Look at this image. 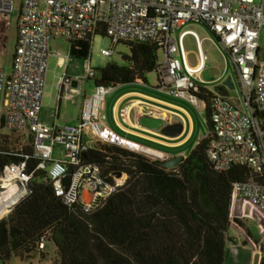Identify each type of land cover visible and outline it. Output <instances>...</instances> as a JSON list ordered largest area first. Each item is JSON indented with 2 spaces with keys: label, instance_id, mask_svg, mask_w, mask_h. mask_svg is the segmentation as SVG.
Masks as SVG:
<instances>
[{
  "label": "built area",
  "instance_id": "2783aa9c",
  "mask_svg": "<svg viewBox=\"0 0 264 264\" xmlns=\"http://www.w3.org/2000/svg\"><path fill=\"white\" fill-rule=\"evenodd\" d=\"M12 11L13 0H0V57L5 54ZM190 23L206 26L230 56L244 106L238 107L218 95L209 100L200 97L202 90H208L195 82L194 76L202 71L207 55L198 40L201 65L190 67L184 59L183 36L178 42L173 36L177 29ZM17 25L12 70L6 74L0 67V128L31 137L32 159L38 164L30 172L29 156L0 149L1 155L21 158L0 168V221L30 195L35 171L44 172V181L51 183L65 206L81 204L85 213L102 206L124 186L122 177L109 184L98 165L82 162L81 154L89 149L82 144L84 135L94 143L114 145L152 160H166L163 154L127 141L107 127L103 104L111 86L96 84L84 100L79 123L57 127L41 121L51 43L56 39L93 42L103 32L112 43L110 50L102 51L105 57H111L121 42L158 43L163 55L156 73L160 85L205 116L209 111L207 157L213 169L226 172L233 167H246L253 176L251 180L233 183L229 218L232 227H237L238 222L250 224L244 230L246 240L252 254L262 256L264 0H22ZM178 53L183 60L178 59ZM96 78L88 61L86 79ZM62 85L63 80L58 84L59 90ZM253 97L260 113L257 117L251 106ZM252 224L257 234L252 232ZM40 248L44 249V242ZM249 264H254L253 260Z\"/></svg>",
  "mask_w": 264,
  "mask_h": 264
},
{
  "label": "trees",
  "instance_id": "16d2710c",
  "mask_svg": "<svg viewBox=\"0 0 264 264\" xmlns=\"http://www.w3.org/2000/svg\"><path fill=\"white\" fill-rule=\"evenodd\" d=\"M68 43L71 57L89 59L91 39ZM122 43L129 48L125 64H107L95 84H128L157 73L162 52L158 43ZM200 97L209 100L213 94L202 90ZM251 106L259 116L254 97ZM13 134L1 136L8 139ZM29 142L17 151L0 149L29 156L33 172L38 162L32 159L31 137ZM208 144L205 137L175 169L113 145L88 149L81 154L82 162L98 165L109 184L127 175L124 186L91 213L81 204L65 206L51 183L44 181V172L35 171L30 195L0 221V263L32 259L42 252L44 242L56 250L57 264H226L232 185L253 176L246 167L215 171L207 157ZM19 160L0 154V168ZM134 182L138 186L133 194L128 187Z\"/></svg>",
  "mask_w": 264,
  "mask_h": 264
},
{
  "label": "crops",
  "instance_id": "0c3cea01",
  "mask_svg": "<svg viewBox=\"0 0 264 264\" xmlns=\"http://www.w3.org/2000/svg\"><path fill=\"white\" fill-rule=\"evenodd\" d=\"M196 24L198 23L187 24L176 30H180L178 35H176V31L173 34L177 42L183 36L184 59L193 68L201 65L198 40L202 51L206 55L207 53L203 48V39L199 37L196 31L182 29ZM187 37H192L196 42L197 49L193 54L186 50L185 39ZM56 41H60L62 45H59V49L54 52L53 44ZM63 44H66L65 50L62 49ZM219 52L224 58L223 70L216 65L208 66L209 57L207 55V61H205L202 71L194 76V80L211 94L218 95L232 104L242 107L244 106L242 96L236 97L232 94L235 90V82L229 73L230 65L233 67L240 85L237 70L221 45ZM54 54L57 55L56 61H50ZM177 57L183 60L180 53ZM89 62L91 64V61ZM87 63L88 61H81V59L70 56L67 41L56 39L51 43V55L48 61L43 94V106L50 105L51 114L48 118H42L41 114L43 123L57 127L63 124L79 123L84 100L94 91L96 86L95 84L94 87L90 88L89 80L86 79ZM210 70L215 72V77L206 79L205 74ZM227 79L232 80L233 89L224 86ZM61 80H63V85L59 90L58 84ZM103 114L109 129L127 141L163 154L165 161L175 157H183L182 161L185 160L208 133L205 113H200L188 101L173 97L166 88L160 85L156 73L153 77L149 74L145 75L144 80L136 79L132 83L111 86L103 104ZM145 117L161 121L163 125L158 128L143 125L142 119ZM82 144L89 149L98 146L88 135L83 136ZM122 179L126 182L127 175L123 174ZM248 225V222H238L237 227L244 230L247 229ZM230 229L233 230L234 234L231 236L228 233L227 263L247 264L253 260L255 264V257L259 256L257 264H264V253H262L263 257L259 253L254 255L251 253L250 256L248 248L239 243L235 228L231 226ZM248 259H250L249 262Z\"/></svg>",
  "mask_w": 264,
  "mask_h": 264
},
{
  "label": "rangeland",
  "instance_id": "374dc122",
  "mask_svg": "<svg viewBox=\"0 0 264 264\" xmlns=\"http://www.w3.org/2000/svg\"><path fill=\"white\" fill-rule=\"evenodd\" d=\"M21 2L22 0H13V11H12L9 27L6 33V42L4 45L5 54L0 57V67L4 70L6 74H9L12 70L13 57L15 53L17 35H18V30H17L18 25L17 24H18V19L20 15ZM185 29H191V30L196 31L199 37L203 39V43H202L203 48L209 57L208 66L216 65L221 70H223L224 58L221 56L219 52L220 44L218 40L216 39V37L213 35V33L206 26L202 24L191 25V26L185 27L182 30H185ZM179 33H180V30L176 31V35H178ZM56 45H57V48H56ZM59 45H62L60 41L54 42L53 44L54 52L55 50L59 49ZM65 47H66V44H63L62 49L65 50ZM185 47L188 52L193 54V52L197 49L195 40L192 37H187L185 39ZM111 48H112V43L108 37H104L99 34H97L94 37V40L91 46L90 57H89V60L88 59L87 60L91 61V67L92 69L96 71L97 77H98L99 70L105 68L107 64L109 63H116L119 65L125 64V61L123 60V56L129 54L128 46L121 42L115 46L114 53L112 54L111 57H105L102 55L103 50H110ZM191 58H193V55H191ZM56 59H57V55L54 54V56L51 57L50 61H56ZM162 59H163V55L161 52L159 53V60L161 61ZM87 60L81 59V61H87ZM229 73L231 74L235 82L234 84L235 90L232 92V94L235 95L236 97L240 95L242 96L241 89H240L241 87L237 81L236 75L234 73V69L231 65H230ZM149 75L153 77L154 73H150ZM214 77H215L214 71L210 70L209 72L205 74L206 79H210ZM88 83L90 84V88L94 87L95 79L89 80ZM50 107H51L50 105L43 106L42 118L43 117L48 118L50 116L51 114ZM8 133H9L8 129L0 128V148L6 147L10 149L9 151L11 150L17 151V150H21L24 146L30 145L29 137L26 134H13L8 139H4V137L1 136V135H6ZM104 145H107V144H104ZM120 149H123V148H120ZM123 150H126V149H123ZM133 153H136V152H133ZM139 155H142V154H139ZM122 181L125 182V180L123 179ZM137 186H138V182H134L128 187V190H130L134 194L137 189ZM252 226H253L252 232L254 234H257L255 226L253 224ZM232 228H235L239 243L248 248V251L251 256V253H253V251L246 240L247 236L244 231L247 229L241 230V229H238V227H234V226ZM228 233L231 236L234 234L232 229H229ZM263 253H264V244H263ZM247 261L249 262L250 259H248ZM10 264H57L56 250L54 249L52 244H45L42 252L40 254H35L32 259H29L27 261H20L19 259H14ZM226 264H229V263L226 262Z\"/></svg>",
  "mask_w": 264,
  "mask_h": 264
},
{
  "label": "water",
  "instance_id": "95a60500",
  "mask_svg": "<svg viewBox=\"0 0 264 264\" xmlns=\"http://www.w3.org/2000/svg\"><path fill=\"white\" fill-rule=\"evenodd\" d=\"M224 86L227 87L228 89H233V83L231 79H227L224 83ZM142 124L146 126H151L154 128L161 127L163 125V122L154 120L148 117H145L142 119ZM183 157H175L174 159H171L169 161H164L162 162V166L166 169H175L177 168L180 163L182 162ZM255 264H257V261L259 260V256L255 257Z\"/></svg>",
  "mask_w": 264,
  "mask_h": 264
}]
</instances>
